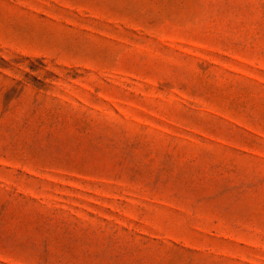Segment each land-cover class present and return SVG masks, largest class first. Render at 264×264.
Wrapping results in <instances>:
<instances>
[{
	"label": "rangeland",
	"instance_id": "374dc122",
	"mask_svg": "<svg viewBox=\"0 0 264 264\" xmlns=\"http://www.w3.org/2000/svg\"><path fill=\"white\" fill-rule=\"evenodd\" d=\"M0 264H264V0H0Z\"/></svg>",
	"mask_w": 264,
	"mask_h": 264
}]
</instances>
